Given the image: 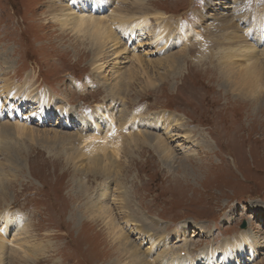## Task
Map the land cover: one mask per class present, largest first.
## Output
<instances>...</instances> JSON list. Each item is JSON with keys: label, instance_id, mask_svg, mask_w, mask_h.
I'll return each instance as SVG.
<instances>
[{"label": "rangeland", "instance_id": "rangeland-1", "mask_svg": "<svg viewBox=\"0 0 264 264\" xmlns=\"http://www.w3.org/2000/svg\"><path fill=\"white\" fill-rule=\"evenodd\" d=\"M86 1L0 0V144L2 126H19L0 151V235L4 217L12 215L18 223L9 227L0 245L5 247L0 264H108L118 257L112 228L85 211H95L101 198L114 209L118 228L127 232L141 254L151 247L142 225L159 223L154 231L166 236V245L153 259L169 249L175 258L188 255L189 264H225L226 249L234 247L236 254L229 264H264V92L258 100L222 86L224 51L218 46L229 34L214 19H201L210 5L205 0H144L149 23L145 20V27L135 30L136 38L117 33L124 46L110 43L97 60L82 32L61 27L64 16L106 17L122 8L129 10L133 0H110L102 9ZM234 2L238 8L239 0ZM244 2L264 9V0ZM224 3L217 5V13L225 11ZM159 11L178 24L176 38L154 34L162 21L156 18ZM206 15L211 19L216 14L209 10ZM205 27L215 35L207 34ZM172 39L167 51L180 58L181 70L174 72L164 64L148 70V63L152 66L164 58V46ZM259 44L264 48V37ZM239 59L247 65L243 55ZM129 70L142 77L127 87ZM156 71L163 77L150 80ZM111 86L116 95H108ZM46 90L62 101L56 105L68 104L79 117L100 123L109 115L114 131L105 121L99 131L89 128L88 136L72 143L74 149L48 143L42 131L67 135L80 126L84 132L85 127L74 115L61 118L56 112L43 117L35 98ZM125 109L138 131L122 125ZM162 114L178 119L169 129L164 122L152 129L166 139L169 160L139 133L142 124L149 125L154 115ZM143 118H147L144 123L139 121ZM91 136L96 138L87 139ZM116 144L119 157L108 163L117 175L109 179L67 161L74 150L89 156L92 147H109L112 152ZM243 233L250 241L236 240ZM27 243L35 252L22 250ZM211 248L217 252L208 259L204 251ZM130 261L127 254L115 264Z\"/></svg>", "mask_w": 264, "mask_h": 264}, {"label": "bare ground", "instance_id": "bare-ground-1", "mask_svg": "<svg viewBox=\"0 0 264 264\" xmlns=\"http://www.w3.org/2000/svg\"><path fill=\"white\" fill-rule=\"evenodd\" d=\"M73 1H76V0H73ZM92 1H94L96 3V5H99V9H100V7L102 9V8H104V5H106L107 2L110 0H92ZM234 1H236V0H224L225 3L223 5L222 9L225 11H220V13H217V11H218L217 5H219L221 3V0H205V2H204L205 5L209 4L210 7H205L206 12H203L204 15L201 17V19H203L204 22L214 19L215 21H217L218 28L221 30H224L225 32H227L229 34L226 38H223V40L220 42V45L218 46V48L220 50L224 51V53H223L224 56L222 57V59H224V60H222V59L220 60V63L223 65L222 66L223 67L222 68L223 69L222 70V80H223L222 86L224 85L227 88L229 87L233 92H235L237 94L244 93L250 98H258V100H259L262 93L264 92V48L261 49L260 48L261 44H259L264 37V9H258V8L255 9L252 6H250L247 2H244V0H239V2H237L238 8H235L234 7V3H235ZM89 2H90V0H87L85 3L88 4ZM120 2H124V1H120ZM135 4H138V7H135L134 6ZM56 5H55V7H56ZM131 8L135 9L136 11L131 10ZM143 8H145L144 7V0H133L132 7L129 6V10H127V7L122 8L121 11L119 10L120 12L113 11V13H111L110 15H108L106 17H92V16L85 17L84 15H82V16L80 15V18H77V16H76V19L75 18L74 19H68V18H66V16H64L66 19L65 18L63 20L60 19V20H62L61 27L62 28L70 27L71 29H76L77 32H82L83 33L82 35H84V38L86 37L89 40V42L91 44V48H94L95 57L98 60L99 57L102 56L103 54H105V51L108 50V46L110 43L111 44L113 43L114 46L118 45V47L124 46V42L121 40L122 36H119L117 33H120L121 35L125 34L128 36H132V38L137 37L135 30L138 27L143 29L145 27V20H146L147 24L149 23L148 14L150 11H148L147 9H143ZM232 8H234V9H232ZM209 10H210V12H213L214 14H216L211 19L209 16L206 15ZM110 12H112V11H110ZM140 15H143V16H140ZM158 17L161 18L162 21L160 22L161 23V25H159L160 27H158V29L155 31L154 34L155 35H161L163 33H167L168 36L173 35L176 38L175 34L177 35V33H175V31L177 30L176 27L178 26V24H174L171 22V20L164 18L165 17L164 12H160V11L157 12L156 18H158ZM54 18H56V16H54ZM239 18H241L243 20L242 23L239 22L240 21ZM201 19H199V20L201 21ZM205 29H206L205 31H209V33H207V34H209V35L214 34V32L210 31L211 29L209 27H205ZM238 31H241L243 36L238 35L236 33ZM215 33H217V32H215ZM218 35H220V33ZM153 37H154V35H153ZM173 41H174V39H172L170 44L164 46V47H166V48H164V50H166V52H165L166 55L164 56V58H162L161 61L159 59L155 61L157 64L156 66H154L155 62L152 66H150V64L148 63V70L150 69V67H153V69H154L156 67L158 68L159 67L158 65H163V64L165 66H168L169 69L174 70V72L181 70L180 58H178L174 54H169V50L167 51V48L173 43ZM167 43H169V41ZM262 47H264V44L262 45ZM112 48H113V46H112ZM259 48H260V50H259ZM157 49L160 50V47L159 48L157 47ZM124 51H126V47L124 49L120 50L119 53H122ZM119 53H117V54H119ZM242 55L244 56V59L247 60V63H246L247 65H245V66H242V60L241 59L236 60V57L240 58ZM243 62H245V61H243ZM130 72L132 74L131 75L132 78H131V76L130 77L128 76V78H130V79H128L127 82H125V83H128L127 87H129L131 85L132 80L134 82L135 79L137 80V79H139V77H142V75L140 76V75H138V73H134L135 70H134V72H133V70H129V73ZM136 75H138V77ZM152 76H153V78H150V80L151 79L156 80L160 76L163 77V75H161V72H157V75H152ZM123 81H126V79ZM147 83H148V81L145 82L144 86H147ZM118 86L119 85H117V87ZM111 87L112 88H109L110 91H109L108 95L109 94L110 95H116L115 92H113V86H111ZM114 91H116V90H114ZM117 92L119 93V87L117 89ZM36 99L39 102V106L41 107V110H42L41 112L43 113V117L49 118V117L55 116V113L58 112L59 115L62 116L61 118H64L65 116L71 118V117H73L71 115H74L76 112V110L74 108L69 107L68 104H67V106L56 105L57 103L62 102V101L57 100L56 97L49 92V90H46V92L41 93L39 96L37 95L35 100ZM106 112H107V110H106ZM111 112H113V111H111ZM123 113H124L123 116L120 118V120L122 121V125L127 126L129 128H132L135 131H138L136 124H130L131 115H130V117L128 116L126 109L123 111ZM91 116H93V115H91ZM107 116L109 117V119H102V122L99 123L98 121L96 122L95 119L92 120V118L89 119L87 117L83 118L82 116L79 117L77 115H74V118L76 119V121H78L79 124L84 125V127H85L84 132H82L81 126L78 124L80 126V129L77 130L78 132H75L72 134L65 135V134H60V132L57 130H52V131H45V132L42 131V133H43L42 135L44 136L43 138H45V140L48 143L53 141V142L58 143V144L60 143V145L62 144L64 147H66V145H69V146L71 145L72 148L74 149L75 147L73 145L75 144V142L81 141L80 139L88 136L86 131L89 128L93 127V129H95L96 131H99L101 129V127L104 126V124H105L104 122L106 121L107 125L108 124L110 125V127H109L110 130L114 131L113 125L111 124L112 119H110L111 117L109 115H107ZM145 119H147V118H145ZM145 119L143 118V119H140L139 121L144 123ZM152 119H155V120H151L149 125H143L142 124V131L139 133L141 135L143 134L144 137L148 139L149 144L156 147L160 154L161 153L164 154V156H162V158L164 160H169V159H171V155L169 153L170 150L167 147L166 139L164 137L159 136L158 133H155L154 131L152 132V129H155V127H157V126H161L162 122H164L165 127L169 129L168 126H170L171 123H173V121H178V119L173 114H168L166 116H165V114L156 115V116L154 115V117ZM92 122L95 123L94 126L91 125ZM6 124L4 126H2V129H1L2 144H0V151L4 150V148H3L4 143L3 142L8 141L6 139V137L13 134L14 131H12V129L14 130L15 127H19V126L15 125L16 123L13 125H11V124L6 125ZM19 131H20V129H19ZM21 132L22 131H20V133ZM29 132L33 134L32 131H29ZM22 133H24V131ZM112 133H114V132H112ZM135 135H136V132L131 133V136L133 138L135 137ZM186 135H187V137L190 136V134H188V133ZM88 138L95 139L96 137L91 136V137H87V139ZM185 138H186V136H185ZM10 139H11V137H10ZM96 141H97V139H96ZM72 143H73V145H72ZM60 145H58V146H60ZM102 146H103V144H102ZM108 148L109 147H103L101 149L98 147L97 148L94 147V149H93V147H92V149L86 148V149H88L87 151H91L89 156L86 154V151L79 153L77 150H74V152L71 151L72 152L71 154L67 153L68 154L67 155V161L74 163L76 165L81 164V166H86L89 169H92L94 171V173L96 172L97 176H102V177L109 179V178L113 177L117 171L115 170V167H114V169H112L113 167L111 166V164L108 163V161H110L112 159H116V158L118 159L119 152H120L119 151L120 146L118 144H116L114 148L111 147L112 152H109ZM89 158L92 160L91 161L92 164L87 163L89 161ZM88 179L91 180L90 177ZM101 180H105V179H101ZM59 189H60V187H58L56 192ZM103 194L101 193V196ZM49 196H50V194H49ZM121 199L124 201L123 205L127 206V201H128L127 195L123 194ZM97 202H98V203H96L97 205L94 204L96 207L95 211H88L87 209H85V211L88 214H90L89 215L90 217H93L96 219L97 218L102 219L106 223L107 226H111V228H112L110 230V232L112 233V236L114 238L113 241H115L117 243L116 244V251H117L118 257H116L115 259H113V258L110 259L108 264H115L116 262H120L123 259V257H125V255H127V254H128L129 258L131 259L130 264H151V263H153V264H189V262L192 261L188 255L183 256V255H181V253L179 254V257L175 258L173 251L169 250V249L163 250L162 253L160 252L157 255V259L152 258L153 255L158 250H161V248L166 245V242H165L166 236L160 232L154 231L155 227H153V226H156L157 224H159L158 222H154L151 224V226H147V227L142 225V227L144 229L143 232L146 233L144 235H145V237L147 235V239H148L149 243H151V247H149V250H147V248H146L147 251H145V254L144 253L141 254L140 248L137 247L131 241L130 236L127 235V232L122 231L124 229L121 230L118 228L119 223L114 220V216H113L114 209L111 207H108L107 201L104 198L103 199L101 198ZM75 218H76V220L79 219V217H75ZM14 220L15 219L13 218L12 215H11V217H7V218L4 217V220H3L4 226L2 227L3 235L2 234L0 235V238H1L0 245H3V240L5 241L6 233L11 228V226L14 224L18 225V223L14 222ZM159 228H162V227H159ZM241 235H242L241 237L236 238L237 241L243 240V239H248V241H250L249 235H245L244 233ZM13 244H17V243L15 242ZM249 244H250V242L247 243V245H249ZM253 244H256V243L252 242V244H250V245H253ZM20 247L21 246H19V248ZM4 248L5 247H3V246L0 247V258H1V256H3V252H4L3 249ZM22 250L25 253H30L29 252L30 250L32 252H35V248L32 245L30 246V244H28V248L26 250L23 248H22ZM226 250H227L226 251V257L224 260H225V264H229L230 261H232L234 259L236 252H235L234 247H228ZM237 251H241V249H238ZM252 251L254 252V247H252ZM216 252L217 251H215L213 248L209 249V252L204 251V253L206 254L205 256H208V259L212 258V256L214 257L216 255ZM221 252L224 253V256H225V252L223 250H221ZM253 255H254V253H253ZM212 264H213V262H212Z\"/></svg>", "mask_w": 264, "mask_h": 264}, {"label": "trees", "instance_id": "trees-1", "mask_svg": "<svg viewBox=\"0 0 264 264\" xmlns=\"http://www.w3.org/2000/svg\"><path fill=\"white\" fill-rule=\"evenodd\" d=\"M61 188V187H60ZM60 190V189H59Z\"/></svg>", "mask_w": 264, "mask_h": 264}]
</instances>
